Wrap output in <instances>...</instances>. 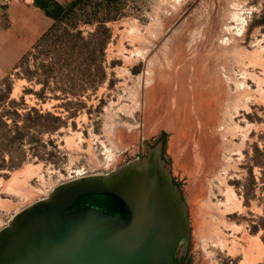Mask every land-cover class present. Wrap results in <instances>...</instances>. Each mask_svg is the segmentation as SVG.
<instances>
[{"label": "rangeland", "instance_id": "rangeland-1", "mask_svg": "<svg viewBox=\"0 0 264 264\" xmlns=\"http://www.w3.org/2000/svg\"><path fill=\"white\" fill-rule=\"evenodd\" d=\"M46 18L0 0V231L163 139L188 210L186 264L242 263L221 234L264 249V0H82ZM27 20L42 32L26 37ZM201 211L219 234L198 242Z\"/></svg>", "mask_w": 264, "mask_h": 264}, {"label": "water", "instance_id": "water-1", "mask_svg": "<svg viewBox=\"0 0 264 264\" xmlns=\"http://www.w3.org/2000/svg\"><path fill=\"white\" fill-rule=\"evenodd\" d=\"M162 141L107 175L56 187L17 214L0 231V264H176L191 230Z\"/></svg>", "mask_w": 264, "mask_h": 264}, {"label": "bare ground", "instance_id": "bare-ground-1", "mask_svg": "<svg viewBox=\"0 0 264 264\" xmlns=\"http://www.w3.org/2000/svg\"><path fill=\"white\" fill-rule=\"evenodd\" d=\"M173 124V123H172ZM120 147V146H119ZM17 174V173H16ZM14 174L13 177H16L17 175ZM17 178V177H16ZM13 180V179H12ZM16 180V179H14ZM203 203H205L206 205V208L207 206H210L208 205V202L204 200H202ZM204 205V204H203ZM212 206H210L209 208H211ZM209 208L205 209V210H209ZM202 209V208H201ZM203 211H201V214L198 213V217H201L200 221L198 220L196 223V229H197V233H194L195 234V237L197 238V241L200 242L203 238H202V235H203V231L205 232L204 235H206V232L207 233H212V234H219V231L217 229H215L213 226V224L210 222L211 220H209L208 223H206V219H204L205 221H203L202 223V219L204 218L203 217ZM209 212V211H208ZM208 212H206L208 214ZM211 213L209 214H212V211L210 210ZM208 214V215H209ZM202 215V216H201ZM206 215V214H205ZM206 217V216H205ZM196 221V220H195ZM213 222V220H212ZM206 223V224H204ZM204 237V236H203ZM255 239V238H254ZM240 240V241H239ZM237 240L236 238L232 239L230 242H227V239L226 237H223V235L221 234V238H220V246H222V248H225L228 250V252L233 255V256H236L240 253L243 254V259L244 261L240 264H252V262H254L257 257L256 255H253L254 251H259L260 248H262V250L264 251L263 249V245L262 243L257 239V240H252V239H249L247 237H242L241 239ZM241 242L243 244H241ZM228 244L231 245V247L228 246ZM203 249V248H202Z\"/></svg>", "mask_w": 264, "mask_h": 264}, {"label": "trees", "instance_id": "trees-1", "mask_svg": "<svg viewBox=\"0 0 264 264\" xmlns=\"http://www.w3.org/2000/svg\"><path fill=\"white\" fill-rule=\"evenodd\" d=\"M34 4L37 8L42 10L47 17L55 21H65L67 17L78 7V5L82 2V0L73 1L70 6L64 7L59 4L55 0H33ZM45 35L43 39L46 37ZM42 39V40H43ZM50 116V114H47ZM1 118V116H0ZM6 127L5 124H3ZM16 130L20 129L17 125H15ZM22 135L19 134L18 138H21Z\"/></svg>", "mask_w": 264, "mask_h": 264}, {"label": "crops", "instance_id": "crops-1", "mask_svg": "<svg viewBox=\"0 0 264 264\" xmlns=\"http://www.w3.org/2000/svg\"><path fill=\"white\" fill-rule=\"evenodd\" d=\"M31 1L33 2V0ZM55 1L66 7L75 0H55ZM52 22H53L52 19L46 18L45 27H50L52 25ZM29 23L33 25H30ZM24 24L25 25L21 28V32H25L26 37L30 36L32 34L31 32H33V35H37L40 32H42L43 28L41 29L40 26L37 24V22H35L34 20H27L25 21Z\"/></svg>", "mask_w": 264, "mask_h": 264}, {"label": "flooded vegetation", "instance_id": "flooded-vegetation-1", "mask_svg": "<svg viewBox=\"0 0 264 264\" xmlns=\"http://www.w3.org/2000/svg\"><path fill=\"white\" fill-rule=\"evenodd\" d=\"M178 255H180L179 252H178ZM186 261H187V255L186 256H179L176 259V264H186Z\"/></svg>", "mask_w": 264, "mask_h": 264}]
</instances>
